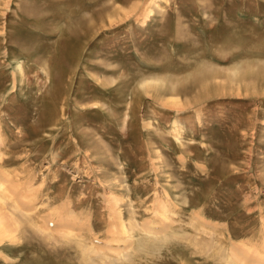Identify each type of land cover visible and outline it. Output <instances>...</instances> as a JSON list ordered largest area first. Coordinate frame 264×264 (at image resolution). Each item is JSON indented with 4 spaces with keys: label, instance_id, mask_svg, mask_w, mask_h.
<instances>
[{
    "label": "rangeland",
    "instance_id": "374dc122",
    "mask_svg": "<svg viewBox=\"0 0 264 264\" xmlns=\"http://www.w3.org/2000/svg\"><path fill=\"white\" fill-rule=\"evenodd\" d=\"M0 173V264H264V0H0Z\"/></svg>",
    "mask_w": 264,
    "mask_h": 264
},
{
    "label": "bare ground",
    "instance_id": "6f19581e",
    "mask_svg": "<svg viewBox=\"0 0 264 264\" xmlns=\"http://www.w3.org/2000/svg\"><path fill=\"white\" fill-rule=\"evenodd\" d=\"M18 67L19 68H21L20 67V65H18ZM236 72V71H235ZM234 72V73H235ZM158 81V80H157ZM162 82V81H161ZM156 83V81H155V79L152 81L151 79L150 80H147V81H144V83L142 84V86L141 87H144L145 89H149L150 87H152L153 85H156L155 84ZM141 85V84H140ZM144 90V89H143ZM154 91H156L155 89H154ZM147 92V91H146ZM4 161V160H3ZM2 161V162H3ZM2 164H4V163H2ZM13 181V178H11V177H9L7 174H5V173H0V184H4V183H6V182H8V183H11ZM6 187H8V185H6ZM6 187H4L3 188V190L4 189H6ZM3 194V191L1 192V190H0V194ZM50 215V214H49ZM54 216V215H53ZM68 215H66V217H67ZM74 216H76V215H74ZM73 216V217H74ZM118 216H119V218L121 219V216H120V213H118ZM71 217H72V215H71ZM47 219H48V217H46ZM45 218V219H46ZM59 218H61L60 216H59ZM58 218V219H59ZM12 219L13 220H15L14 219V217H12ZM46 219V220H47ZM49 219H51V220H49ZM49 223H53V222H59V221H61V220H64L63 218H61V219H56V220H54L52 217L50 218L49 217ZM52 220H54L53 222H51ZM67 221H69V220H66V222L65 223H68ZM47 221H46V223H48ZM1 223L2 222H0V244H1V242L5 239L4 237H10V238H14V236L9 232V230H7V231H5L4 229H3V227H4V225H1ZM60 223H62V222H60ZM3 224V223H2ZM63 224V223H62ZM71 225L73 224L72 222L70 223ZM70 224H68L69 226H70ZM59 225V224H58ZM65 225H67V224H65ZM136 226V221L135 222H133V221H131L130 223H129V225L127 226V225H125L124 224V222L123 221H121V223H120V227H119V231H121L123 234H126V233H128V235L126 236V237H124V238H121V237H114V236H112L110 239H103V238H100L99 236H91L90 238H91V247L95 250H99L100 252H110V254H112V256L114 255V254H117V258L119 257V256H125V254L127 255L128 253L127 252H129L128 251V249L130 250V248H133L134 246H139V245H141L142 244V241L143 240H141V237H140V241H138V239H136L137 237H135V234H136V232H135V227ZM68 227V226H67ZM71 227V226H70ZM162 227H160V228H155L154 226H153V224L151 223V224H148L147 226H145V233H146V235H144V236H146V238H151V239H153L152 237H157L159 234H165L164 232L166 231V229L165 228H163L160 232H159V230L161 229ZM90 230V229H89ZM173 231V230H172ZM69 233L71 232L70 230L68 231ZM139 232V231H138ZM64 234H67V231H65V233ZM63 234V235H64ZM162 234V235H163ZM174 234V233H173ZM71 236V234H68V236ZM140 236V235H139ZM160 236V235H159ZM163 236H165V237H167V234H165V235H163ZM162 236V237H163ZM101 237H108V235H103V236H101ZM143 238H145V237H143ZM147 239V240H148ZM164 239H166V238H164ZM107 240V241H106ZM109 240V241H108ZM149 241V240H148ZM143 242H145V241H143ZM148 243V242H147ZM19 244V243H18ZM83 245V244H82ZM144 245V244H143ZM148 245V244H147ZM142 246V245H141ZM140 247V246H139ZM144 247V246H143ZM85 248V247H84ZM138 248V247H137ZM132 250V249H131ZM99 251H97V253L99 252ZM135 251V250H134ZM102 252V253H103ZM89 254H90V252H89ZM94 254V253H93ZM99 254V253H98ZM104 254V253H103ZM109 254V255H110ZM105 255V254H104ZM119 255V256H118ZM115 256V255H114ZM92 257H95V256H92ZM96 258V257H95ZM102 258V257H101ZM100 258V259H101ZM113 258V257H112ZM104 259V258H103ZM102 261V260H101ZM112 261V260H111ZM228 261V263L229 264H231V262H229V260H227ZM105 262V261H104ZM103 264H105V263H103ZM110 264H112L111 262H110Z\"/></svg>",
    "mask_w": 264,
    "mask_h": 264
}]
</instances>
